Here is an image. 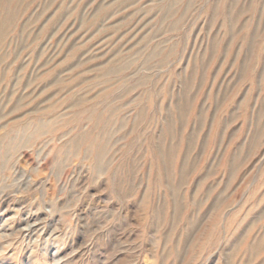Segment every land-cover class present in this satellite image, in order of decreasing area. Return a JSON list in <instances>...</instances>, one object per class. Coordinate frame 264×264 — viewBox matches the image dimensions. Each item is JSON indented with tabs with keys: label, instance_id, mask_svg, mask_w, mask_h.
I'll list each match as a JSON object with an SVG mask.
<instances>
[{
	"label": "rangeland",
	"instance_id": "obj_1",
	"mask_svg": "<svg viewBox=\"0 0 264 264\" xmlns=\"http://www.w3.org/2000/svg\"><path fill=\"white\" fill-rule=\"evenodd\" d=\"M0 264H264V0H0Z\"/></svg>",
	"mask_w": 264,
	"mask_h": 264
},
{
	"label": "bare ground",
	"instance_id": "obj_2",
	"mask_svg": "<svg viewBox=\"0 0 264 264\" xmlns=\"http://www.w3.org/2000/svg\"><path fill=\"white\" fill-rule=\"evenodd\" d=\"M79 96H80V95H79ZM81 100H82V99H81ZM71 103H72V102H71ZM16 118H17V117H16ZM13 140H14V139H13ZM19 140H20V139H19ZM19 140H18V141H19ZM11 141H12V140H11ZM12 142H13V141H12ZM12 142H11V143H12ZM13 145H14V144H13Z\"/></svg>",
	"mask_w": 264,
	"mask_h": 264
}]
</instances>
